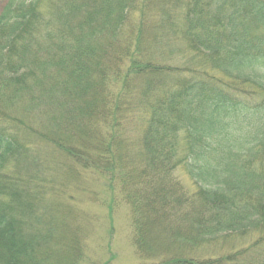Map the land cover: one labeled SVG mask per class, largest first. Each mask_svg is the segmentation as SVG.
Wrapping results in <instances>:
<instances>
[{"label": "trees", "instance_id": "1", "mask_svg": "<svg viewBox=\"0 0 264 264\" xmlns=\"http://www.w3.org/2000/svg\"><path fill=\"white\" fill-rule=\"evenodd\" d=\"M92 170L144 264H264V0H5L0 264L82 263Z\"/></svg>", "mask_w": 264, "mask_h": 264}, {"label": "rangeland", "instance_id": "2", "mask_svg": "<svg viewBox=\"0 0 264 264\" xmlns=\"http://www.w3.org/2000/svg\"><path fill=\"white\" fill-rule=\"evenodd\" d=\"M5 0H0V8ZM225 84L240 88L243 94H251V87L229 81L220 72L213 71ZM260 95L253 93L251 97ZM177 176L186 187H192L191 180L182 166L176 169ZM80 188L73 194L72 203L82 215L78 220L88 225V234L85 242V257L81 264H104L109 258V264H144L132 244V227L130 223V210L128 205L115 194V202L111 213L107 202L110 193L106 187L107 180L95 171H85L78 174ZM82 191H79V190ZM249 239L237 241L240 246L223 247L219 254H225L238 247L246 246ZM233 241V240H232ZM235 243V245H238ZM224 246V245H223Z\"/></svg>", "mask_w": 264, "mask_h": 264}]
</instances>
